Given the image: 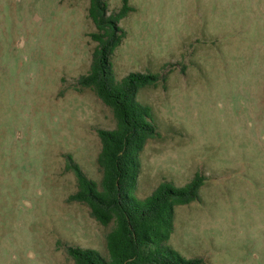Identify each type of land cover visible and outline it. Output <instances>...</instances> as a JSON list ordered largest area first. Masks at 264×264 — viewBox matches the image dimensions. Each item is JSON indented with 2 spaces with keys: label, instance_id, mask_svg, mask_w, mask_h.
<instances>
[{
  "label": "rangeland",
  "instance_id": "1",
  "mask_svg": "<svg viewBox=\"0 0 264 264\" xmlns=\"http://www.w3.org/2000/svg\"><path fill=\"white\" fill-rule=\"evenodd\" d=\"M109 14L123 0H108ZM115 78L159 75L138 101L160 137L141 153L132 195L206 178L178 206L167 242L202 264H264V0H129ZM90 0H0V264H75L69 246L109 258L86 205L71 202L72 156L100 182L99 129L112 110L78 90L97 43Z\"/></svg>",
  "mask_w": 264,
  "mask_h": 264
},
{
  "label": "trees",
  "instance_id": "2",
  "mask_svg": "<svg viewBox=\"0 0 264 264\" xmlns=\"http://www.w3.org/2000/svg\"><path fill=\"white\" fill-rule=\"evenodd\" d=\"M133 11L129 0L110 14L108 0H90L88 15L97 30L90 38L97 46L89 72L78 80V90H91L109 107L116 126L97 131L100 182L88 178L67 156V169L77 179V192L69 200L86 205L99 225L113 227L106 235L108 259L92 249L69 246L67 252L75 264H202L201 259H185L167 242L175 229L176 207L200 201L203 175L196 174L181 188L165 181L144 200L132 195L141 172V153L150 140L160 137L152 109L137 99L142 89L157 88L160 76L131 73L118 81L113 71L112 57L126 38L120 22Z\"/></svg>",
  "mask_w": 264,
  "mask_h": 264
}]
</instances>
